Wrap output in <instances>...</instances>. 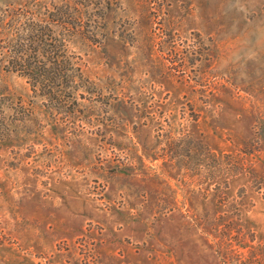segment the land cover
Masks as SVG:
<instances>
[{
  "label": "rangeland",
  "instance_id": "1",
  "mask_svg": "<svg viewBox=\"0 0 264 264\" xmlns=\"http://www.w3.org/2000/svg\"><path fill=\"white\" fill-rule=\"evenodd\" d=\"M0 264H264V0H0Z\"/></svg>",
  "mask_w": 264,
  "mask_h": 264
}]
</instances>
